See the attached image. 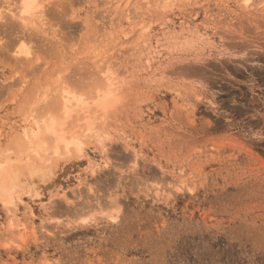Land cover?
<instances>
[{"label":"rangeland","instance_id":"obj_1","mask_svg":"<svg viewBox=\"0 0 264 264\" xmlns=\"http://www.w3.org/2000/svg\"><path fill=\"white\" fill-rule=\"evenodd\" d=\"M165 1L39 0L26 23L0 0V148L54 67L121 82L104 151L82 137L0 201V264H264V0Z\"/></svg>","mask_w":264,"mask_h":264},{"label":"bare ground","instance_id":"obj_2","mask_svg":"<svg viewBox=\"0 0 264 264\" xmlns=\"http://www.w3.org/2000/svg\"><path fill=\"white\" fill-rule=\"evenodd\" d=\"M38 1L39 0H21L22 7L20 6V11L22 12V17H24L21 19L24 22L28 23V19L31 17L34 19V15L37 12H39V14L43 13V9L41 8L42 5ZM168 1L166 0L164 4ZM248 1L249 0H245V4H247ZM0 19H3V17H0ZM6 24L5 22L4 25ZM18 24L16 26H18ZM0 27L2 28V26ZM140 35L142 37L145 36L141 33ZM18 37L17 40H13L16 46L15 53L17 56H21L20 58L22 59V56L27 57L30 54V50L26 42L22 39L23 37ZM0 40H2V38ZM43 41L47 40L44 38ZM186 42H188V40H186ZM52 46L49 49L54 47ZM97 55L98 54L95 56ZM82 66L83 65H79V68L78 66H73L72 70L76 68V71L74 70L75 75L81 73V75L77 74L79 77L74 75L76 78H74V76L73 78L72 76L69 77V68L65 66V64L64 67L59 69L58 67H54L53 73L50 76L48 74L46 75L49 78L47 79L45 76V79H47L46 81L44 80L45 82L40 83L41 81L39 80L40 84L37 83L38 81L35 82L37 86L34 85V87H36L34 92L37 96L33 91L32 93L35 96H33V94L31 95V91H27L28 94L24 96L25 98L23 99L22 97V102L25 100L24 104H21L25 125L21 127V132L13 133L12 140H14V143L12 141L6 144L5 147L3 146L4 148H0V201L3 203L15 204L16 198L23 189V185L21 184L23 181L21 178L23 170L28 169L32 171L33 169L38 170L39 168H44V166L48 167L57 157L56 160H58L60 156L69 155L73 151L81 152L84 145L82 137H94L101 142L102 149L106 147L105 143L101 140L104 131L101 128V123L99 121L100 116L97 110L106 111L119 100L121 97V90L119 89L120 86L117 84L121 82H118L115 71L111 66L104 68V73L101 71L104 74L103 77L97 75L98 72H100L99 69L97 70V68L92 67L87 68L86 65L83 66V69L81 68ZM55 68L57 69L55 70ZM82 73L84 75H82ZM80 76L81 78L84 76V78L86 77L88 79L93 77L91 79L95 78V80L92 81L89 79V81H91L89 88L86 86L84 87V78L82 79L83 82L80 83ZM88 79L85 82H88ZM72 84H75V86ZM31 89L29 88V90ZM78 127L80 129H78ZM44 169H46V167ZM11 222L13 226H15L14 224L16 223L13 220ZM12 223H9L10 228L13 227Z\"/></svg>","mask_w":264,"mask_h":264}]
</instances>
